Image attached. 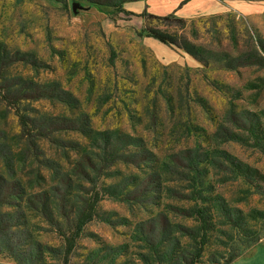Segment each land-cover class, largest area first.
<instances>
[{"label": "rangeland", "instance_id": "1", "mask_svg": "<svg viewBox=\"0 0 264 264\" xmlns=\"http://www.w3.org/2000/svg\"><path fill=\"white\" fill-rule=\"evenodd\" d=\"M218 1L0 0V264H184L196 206L198 264L264 233V0Z\"/></svg>", "mask_w": 264, "mask_h": 264}, {"label": "trees", "instance_id": "2", "mask_svg": "<svg viewBox=\"0 0 264 264\" xmlns=\"http://www.w3.org/2000/svg\"><path fill=\"white\" fill-rule=\"evenodd\" d=\"M191 0H184L181 2L180 7L185 5ZM121 12H124L127 15L131 16H137V14H134L133 12L126 11L124 10L121 6L119 8ZM141 16V15H139ZM158 19H171L173 18L172 16L168 17H158V16H152ZM175 21L179 23H183L184 21L182 19L178 18H173ZM148 32V31H146ZM147 37L153 38L158 40L159 42L166 44V45H171L169 42L168 38L158 32L155 31H149L147 34ZM262 50L264 51V46L262 47ZM2 94L0 93V96ZM3 101L7 103L9 106H13L14 104L9 101L6 96H1ZM16 107V106H15ZM25 126V124H23ZM256 144L259 146V142L256 141ZM198 197L194 198L196 201H201L203 200V197L201 196L200 192H197ZM195 194V192H193ZM102 198L100 197V193L97 191L91 195L89 200L86 202V205L83 207L84 209H81L79 211L75 226H74V233L71 237L66 238V253L70 254L73 252L75 246H76V241L80 237L81 233L83 232L84 228L94 221L97 218L98 211H97V204L100 202ZM57 205V204H56ZM217 205L219 207V210L221 212L222 217L224 220L230 224L232 227L238 229L242 227V218L240 216V212L235 209H230L228 208L224 201L222 199L217 200ZM57 207H59L57 205ZM199 224V229L198 232H195L193 230H183L184 236L190 239L192 242V253L188 254V256H180L184 264H198L206 246L208 245V233L211 230V223L209 222V215L208 211L205 207L203 206H196L193 211H192V216ZM246 240H244L241 243V248L237 250L234 253H230L226 260H224L222 263L213 260L212 264H233L235 261H237L239 258H241L244 253L247 251L250 252L262 239H264V233L259 234L257 236H253L250 232H248L246 235H244ZM253 236V237H252ZM176 243V242H175ZM176 247L178 245H173L171 248V251L169 253L170 259H172L175 255H177V250ZM9 249V248H8Z\"/></svg>", "mask_w": 264, "mask_h": 264}, {"label": "crops", "instance_id": "3", "mask_svg": "<svg viewBox=\"0 0 264 264\" xmlns=\"http://www.w3.org/2000/svg\"><path fill=\"white\" fill-rule=\"evenodd\" d=\"M181 2L182 0H177ZM203 2L205 4H203ZM196 5V9L192 15H203L207 13L219 12L222 10V4L218 0H191L184 8L180 11H185L190 5ZM186 14L183 13L181 17H186ZM248 254L251 255L250 262L251 264H264V239H262Z\"/></svg>", "mask_w": 264, "mask_h": 264}, {"label": "water", "instance_id": "4", "mask_svg": "<svg viewBox=\"0 0 264 264\" xmlns=\"http://www.w3.org/2000/svg\"><path fill=\"white\" fill-rule=\"evenodd\" d=\"M76 7H77V6H75V5L73 6V10H74V12L76 11Z\"/></svg>", "mask_w": 264, "mask_h": 264}]
</instances>
